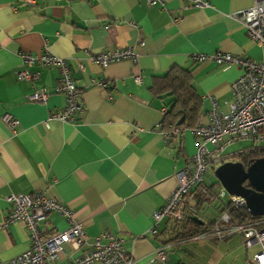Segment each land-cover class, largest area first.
Returning <instances> with one entry per match:
<instances>
[{"label":"crops","instance_id":"0c3cea01","mask_svg":"<svg viewBox=\"0 0 264 264\" xmlns=\"http://www.w3.org/2000/svg\"><path fill=\"white\" fill-rule=\"evenodd\" d=\"M208 1L210 6L196 8L185 0L152 5L147 0H34L33 4L0 0V262L10 264L31 244L23 222L6 223L11 208L6 196L44 191L72 210L88 235V244L100 232L109 231L124 239L134 264L196 263V253L203 252L206 244L179 239L177 234L188 230L186 218L197 216L210 195L217 197L212 185L205 181L186 200L184 219L162 221L156 235L150 231L152 213L175 187V171L186 169L196 150L199 139L191 128L209 120L211 104L206 95L216 96L219 109L227 112L230 85L242 69L218 66L211 60L194 62L192 56L223 51L264 60L262 48L230 17L250 7L253 0ZM139 40L144 41L141 48L135 46ZM122 47H134L136 60L101 67L86 54ZM22 52H49L67 60L83 101V112L74 122L49 119L65 103V97L55 92L58 68L23 65ZM175 67L191 68L200 109L194 123L181 124L185 131L179 137L166 140L159 126L170 98L155 97L150 86L155 76ZM21 70L38 72V78L21 79ZM137 74L140 83L134 80ZM100 81L107 87L98 85ZM41 87L51 92L47 101H29L28 95ZM6 114L19 122L15 133L3 120ZM223 204L221 200L219 212ZM69 225L51 212L38 229L48 237ZM236 235L250 249L240 234L218 241H228L223 245L207 244L227 253ZM163 244L170 245L165 261H149ZM87 248V244L65 245L50 264H67ZM251 258L248 262L254 264Z\"/></svg>","mask_w":264,"mask_h":264},{"label":"built area","instance_id":"2783aa9c","mask_svg":"<svg viewBox=\"0 0 264 264\" xmlns=\"http://www.w3.org/2000/svg\"><path fill=\"white\" fill-rule=\"evenodd\" d=\"M33 4L34 0H26ZM162 0H147L148 4H154ZM196 8L210 6L208 0H185ZM230 17L239 22L245 29L248 38L264 51V0H253L250 7L233 12ZM133 25H135L133 23ZM137 48L144 46V41L139 40ZM88 59L101 67H106L112 62L125 59L136 60L137 53L134 47H122L114 50L98 52L93 55L86 52ZM23 65L39 63L45 66H56L59 70L58 84L55 92L65 97L64 105L51 114L49 119L62 122H74L76 116L83 112V101L79 89L72 76L66 59L54 56L49 52L37 55L22 52L20 54ZM194 62L211 60L218 66H236L242 69V74L235 79L230 90L232 101L228 104V111L219 109L217 97L207 94L211 107L207 123L198 124L191 128L192 133L199 139L196 150L190 157L186 169L177 170L173 174L176 185L167 196L163 206L152 213V225L150 231L156 235L159 225L164 220L181 221L185 216L186 200L204 184L207 172L224 162V148L235 141H251L264 144V60L256 61L242 55H234L230 52H215L212 54L192 56ZM79 68H83L81 63ZM21 79L35 80L38 72L30 73L21 70L18 73ZM136 83L141 82L140 74L134 77ZM101 87H107V83L97 82ZM46 87L36 88L29 95L31 102H46L50 96ZM3 120L8 128L15 133L19 122L10 115H4ZM159 130L163 131L160 129ZM183 127H172L163 131L166 140L179 137L184 132ZM210 146V147H209ZM264 149V146H254ZM217 198L227 197V204L237 209H246L245 200L239 196L229 195L225 189L220 188L216 193ZM10 203V212L6 223L15 221L23 222L30 232V246L14 256L10 264H50L58 253L64 250L65 245L80 248L84 244L88 248L80 255L74 257L67 264H134L135 259L124 247V239L113 232H100L93 237L88 244V235L81 224L74 220L72 210L67 204L56 200L44 191H36L31 194L10 193L6 196ZM55 212L70 222L69 227L62 232L42 237L38 225L45 220L47 214ZM234 234H240L244 244L248 248L258 246L252 255L254 264H264V216L256 219H245L235 223L227 211L221 213L219 221L212 227L196 234L192 240L212 239L223 241ZM169 244L157 247L149 256L151 262H164L166 250ZM0 264H3L0 262Z\"/></svg>","mask_w":264,"mask_h":264},{"label":"trees","instance_id":"16d2710c","mask_svg":"<svg viewBox=\"0 0 264 264\" xmlns=\"http://www.w3.org/2000/svg\"><path fill=\"white\" fill-rule=\"evenodd\" d=\"M191 68H172L162 76H155L150 91L155 97H169V107L165 111L163 120L160 124V129L168 131L172 127H183L177 125L179 118L184 117L183 124L194 123L200 109V96L191 85ZM245 160L248 166L254 159L264 156V150L254 148L249 151L240 152L238 156ZM230 215L232 221L241 220L248 217L251 219L250 213L247 209H237L227 203L223 204L224 212ZM258 218V217H255ZM188 230L178 233L179 239L190 238L206 230L212 223L199 224L191 217H187ZM217 223V222H215ZM214 223V224H215Z\"/></svg>","mask_w":264,"mask_h":264},{"label":"rangeland","instance_id":"374dc122","mask_svg":"<svg viewBox=\"0 0 264 264\" xmlns=\"http://www.w3.org/2000/svg\"><path fill=\"white\" fill-rule=\"evenodd\" d=\"M264 146V144L261 143H255L251 141H235L230 143L224 148V154L228 155V157L225 158L224 161H230L236 159V155L234 156V153H237L242 150L250 149L254 146ZM238 158V156H237ZM215 175L214 170L211 169L208 171V176L205 177V181L207 184L212 185L213 191L218 193L219 189L221 188V185L219 183H215ZM214 183V184H213ZM221 200L224 201V203H227V197L223 199H219L214 196H209L208 200H205L202 206H200V210L197 211V216L206 224L210 223L213 219H215L217 216L219 217L221 215L220 208H221ZM202 207V208H201ZM246 218H243L241 220L234 221L235 223L241 222ZM210 228V227H209ZM208 229V228H207ZM207 242H211L214 244H225L226 242H218L216 240L212 239H204L200 240L197 243L206 244V249L204 251H199L196 253L195 264H250L248 260L252 257L253 253L258 250V246H254L250 249H246L242 243H240L239 238L236 237L232 241L231 244L228 245L229 251L227 253H223L222 251L218 249H214L213 246L208 245ZM248 252H246V250ZM197 259V260H196ZM194 262V261H193Z\"/></svg>","mask_w":264,"mask_h":264},{"label":"water","instance_id":"95a60500","mask_svg":"<svg viewBox=\"0 0 264 264\" xmlns=\"http://www.w3.org/2000/svg\"><path fill=\"white\" fill-rule=\"evenodd\" d=\"M183 123V117L177 125ZM214 175L229 194L245 200L246 209L254 217L264 216V156L254 159L248 166L240 161H224L214 169ZM193 220L203 224L197 216Z\"/></svg>","mask_w":264,"mask_h":264},{"label":"flooded vegetation","instance_id":"af4514ba","mask_svg":"<svg viewBox=\"0 0 264 264\" xmlns=\"http://www.w3.org/2000/svg\"><path fill=\"white\" fill-rule=\"evenodd\" d=\"M264 150V149H263ZM238 156V155H237ZM237 156H235L236 157V159H234V160H231V161H240V162H242L243 164H244V166L246 167V162H245V160L244 159H242L240 156H238V158H237Z\"/></svg>","mask_w":264,"mask_h":264},{"label":"bare ground","instance_id":"6f19581e","mask_svg":"<svg viewBox=\"0 0 264 264\" xmlns=\"http://www.w3.org/2000/svg\"><path fill=\"white\" fill-rule=\"evenodd\" d=\"M239 156H240V155H239ZM183 219H184V218H183ZM183 219H182V220H183ZM251 219H256V218H255L254 216L251 215ZM182 220H181V221H182ZM178 222H180V221H178Z\"/></svg>","mask_w":264,"mask_h":264}]
</instances>
